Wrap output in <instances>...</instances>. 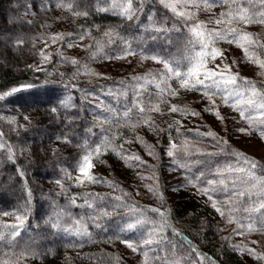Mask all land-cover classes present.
<instances>
[{
  "label": "rangeland",
  "instance_id": "obj_1",
  "mask_svg": "<svg viewBox=\"0 0 264 264\" xmlns=\"http://www.w3.org/2000/svg\"><path fill=\"white\" fill-rule=\"evenodd\" d=\"M141 1L131 0L135 13L137 10L141 13ZM150 2L154 8L160 5L171 13L174 24L166 27L168 30L181 29L190 34L187 52L180 58L169 59L171 66L179 67L181 71L187 70V58L201 51L189 28L202 24L200 31H216L227 35V39L213 38L210 48L218 49L224 56H218L214 62H208L207 68H214L217 64L223 68L226 64L230 66L227 75H238L240 79L237 81V90L244 93L239 107L244 110L245 118H241L240 113L233 109L234 99L230 98L225 104L223 94L210 92L215 101V105H212L204 96L203 86L185 89L180 87V82L175 78L166 79L164 64L152 59L164 58L151 54L139 55L127 40L116 38L114 42H104L103 38L100 39L102 42H99L96 40V33L79 31L80 25L76 15L66 11L67 6L64 3L58 0H27L22 14L28 34L18 44V55L22 64L33 71L49 68L50 74L57 76L64 83L75 79L80 96L84 99L85 93L90 92L92 101L97 105H102L101 98H112L115 94L114 88L119 90L121 97H127L129 92L122 88H129V85L123 87L116 82L127 78L129 82L132 79V103L133 107L137 106V110L131 113L133 120L129 121V115L125 116V112L131 110L126 107L120 109V106H117V109H120L122 124L134 135L131 139L124 135L119 141L117 153L120 158L117 157V162L113 164L104 157H96L89 149L84 150L73 142L58 138L57 131L49 136H46L48 132L45 130L29 133L28 129L33 125L32 118L35 116L32 110L17 106L20 102L18 100L23 98V101L34 103L44 99L51 100L49 96L52 91L23 97L18 95L8 99L10 102L6 105L0 101V129L3 132V127L6 128L10 135L14 134V131H28L24 140L16 138L9 141L14 154L17 151L21 156L30 158L38 150L41 155L47 153L68 157L67 165L59 173L60 187L71 188V192H74L73 187L82 191L110 189L114 192L111 193L114 197L111 206L115 218L112 226L107 229L116 232L118 236L115 239L107 238L104 243L107 255L114 261L122 264H200V258L189 250L171 245L161 209H157V203H161L160 201H165L174 208L177 200L185 195L194 201L197 214L200 211V220L214 224L225 245L235 251L245 264H264V138L261 137L264 132V123H261L264 120V109L260 108L264 97H251V86L245 88L242 83L246 78L256 85L259 93L264 94V67L261 66V63H264V23L245 24L234 18L238 9L246 10L253 18L260 17L264 14V0H237L231 6L217 3L210 9L204 6V0H165L166 3L175 5V12L165 7L160 0ZM93 3L97 9H107L110 13L118 14L127 6L128 0H93ZM194 4L200 6L196 7ZM180 12L193 15L191 18L182 17L177 14ZM229 12H232V17H221V13ZM217 20H222V23L217 24ZM230 29H238L241 35L251 33L249 39L253 42L249 43V39H240V36L230 34ZM108 33L109 31H102L98 35H110ZM57 36L63 38L53 42V37ZM111 36L113 35L109 37ZM233 40H238L243 47L229 42ZM245 48L248 55L245 54ZM129 50L134 54H126ZM73 59L77 63H72ZM1 61L7 63L4 59ZM110 79L116 85H109ZM157 84L160 87H157ZM96 85L98 87L94 88ZM170 90H175L176 95H171ZM65 94L69 95V91L57 92V100L62 102L61 105L74 99L71 96V99L66 98ZM249 98L255 100L254 106L243 102ZM61 105H51L52 107L43 112L42 120L45 124L52 120V130H58V122L63 118ZM173 105L187 112L170 111ZM156 106L159 111L153 110ZM77 107L74 116L78 115L82 108L78 105ZM141 107L143 112L140 111ZM210 107L214 111L205 110ZM215 110L219 111L220 118L215 115ZM111 112L114 111L111 109ZM192 112L199 115H192ZM239 129L246 131L241 132ZM210 132L214 135H208ZM173 144L175 155L169 156L168 151ZM89 153H92L91 163L94 165L90 174L94 177L105 175L113 180L107 182L103 177V180L97 178L99 182L93 183L85 179L79 171V166L82 158ZM238 153L254 161L256 167L252 168ZM135 156L140 160L133 159ZM2 157L7 159L8 156L4 153ZM107 162L111 163L108 169L105 168ZM209 181L214 183L209 184ZM149 186L155 191H149ZM202 189L207 190V194L201 191ZM70 194V199L73 200L75 195ZM213 202L216 208L212 206ZM44 210L48 211V208L44 207ZM64 213L65 211L60 214ZM44 215L42 211L41 217ZM18 217L23 218V213L0 215V233H4V230L13 234L20 233L26 216L22 225ZM62 217L64 216L54 217L52 221L56 238L59 239L61 234L69 239L85 235V219L82 221L80 218H74L62 226ZM129 224L136 226L129 229ZM249 225L257 230L249 231ZM147 239H151L152 243L143 244L142 241ZM124 241L133 243L136 251L129 248ZM44 244L40 243L41 246ZM163 256L167 263L158 261V258Z\"/></svg>",
  "mask_w": 264,
  "mask_h": 264
},
{
  "label": "trees",
  "instance_id": "obj_2",
  "mask_svg": "<svg viewBox=\"0 0 264 264\" xmlns=\"http://www.w3.org/2000/svg\"><path fill=\"white\" fill-rule=\"evenodd\" d=\"M26 1L0 0V94L21 85L30 84L33 87L5 96L0 101L6 105L10 102L8 99L18 95L23 97V95L52 91L49 97L53 100L44 99L37 103L23 101V98L18 100L20 102L16 104L17 106L28 108L34 113L35 118H32L33 125L28 129L29 133L45 130L48 132L46 136H49L57 131L58 138L73 142L84 150L89 149L92 153H95V149L100 146V152L98 155L95 153V156L104 157L114 164L117 162V157L120 158L117 153L119 141L124 135H127L128 139L134 135L122 124L123 120L120 116V109L126 107L131 110L128 112V119L132 121L131 113L137 110V106L133 107L132 103L133 80L130 79L128 82L127 78L116 82L120 86L129 85V88L121 87L129 92L127 97H121L119 90L114 88V96L106 100L101 98L102 105H97L92 101L90 92L85 93L84 99L80 96L75 79L64 83L57 76L51 75L49 68L33 71L24 66L18 55V44L28 34L22 14ZM58 1L67 6L66 11L76 15L80 25L79 31L96 33V40L99 42H102L103 38L104 42L109 40L114 42L116 38H120L131 42L132 49L139 55H157L167 61L174 57L180 58L187 52L190 34H186L181 29L168 30L167 28L174 24L171 13L160 5L154 8L151 0H142L141 13L139 14L137 10L131 20L123 15L97 9L93 0ZM157 28L167 31L157 32L155 31ZM102 31L106 33L109 31L108 34L113 36H99ZM2 59L7 63H3ZM110 84L116 85L112 83V79L109 81ZM96 87L98 85L94 86ZM61 90L67 93L69 91V95L64 96L66 98L71 96L74 99L69 100L68 104L61 105L62 102L57 100V92ZM51 105H61L62 108L63 118L58 122V130H52V120L46 124L42 120L44 110L52 107ZM77 105L82 108L79 114L74 116L78 110ZM117 106L121 108L117 109ZM111 109L114 112H111ZM0 133H2L0 144L3 145L0 147V215H13L15 212L23 213V218L26 216L25 225L20 233H8L7 230L0 233L2 237L0 262L2 264H122L107 255L104 247L107 238L115 239L118 236L116 232L107 229L112 226L115 218L111 206L114 198L111 193L114 192L110 189L82 191L75 187H73L74 192H71V188L60 187L57 183L59 173L67 165L68 157L47 153L41 155L38 150L30 158L21 156L17 151L14 154L9 141L16 138L24 140L28 131L21 133L14 131V134L10 135L3 127V132L0 129ZM4 153L7 154V159L2 157ZM10 154L12 159H9ZM111 163L107 162L105 168L108 169ZM95 177L98 180H103L104 177L107 182L113 180L105 175ZM70 193L75 195L73 200L70 199L72 195ZM160 202L157 203V209H161L160 213L163 214L162 219L166 222L168 230L166 234L172 246L189 250L200 258V264H245L235 251L225 245L214 224L200 220V211L197 214L194 201L189 196L182 195L174 208L165 201ZM44 207H47L48 211H45ZM62 209L65 211L64 214H60L64 212ZM42 211L45 218L41 217ZM105 212L110 215H104ZM60 215L64 216L60 219L62 226L70 223L74 218H80L82 221L85 219V235L69 239L61 234L62 237L58 235L59 239L56 238L52 221L54 217ZM41 242L45 244L41 246ZM158 261L167 263L164 256L158 258Z\"/></svg>",
  "mask_w": 264,
  "mask_h": 264
},
{
  "label": "snow or ice",
  "instance_id": "obj_3",
  "mask_svg": "<svg viewBox=\"0 0 264 264\" xmlns=\"http://www.w3.org/2000/svg\"><path fill=\"white\" fill-rule=\"evenodd\" d=\"M162 4L165 5V7L171 8L173 12H175V5L172 3H166L165 0H160ZM237 0H204V6L208 9L211 8L213 4H231L236 3ZM194 6L199 7V4H194ZM101 11H106L107 9H100ZM119 15L126 16L129 20L133 18V15L135 14V10L132 8V3L131 0H128L127 6L123 7V10L118 13ZM180 16H188L191 18L193 15L192 13H184L180 12L177 13ZM229 16L232 17V12L229 13H221V17L224 16ZM235 19H238L239 21H242L245 24L248 23H264V14H262L260 17L253 18L247 14V11L244 9H238L236 16L234 17ZM217 24L222 23V20H217ZM203 25L202 24H197L192 28H189V31L193 33V36L196 38L195 43L200 45L201 51L195 53L194 55L190 56L187 58V70L186 71H181L179 67H172L170 62L164 59H158L157 57H152V59L157 60V62L164 64V69H165V78L166 79H172L175 78L180 82V87L185 88V89H195L197 85L203 86V92L204 96L211 102L212 105H215V101L212 99V93H221L223 102L225 104L228 103L229 99H234L235 103L232 104V107L234 110L238 111L240 113L241 118H245L244 115V110L239 107V104L242 102V97L244 96L243 92L238 91L237 89L239 88V84L237 81L240 79L238 75H227L226 72H230V66L229 65H223V68H221V65L217 64L215 65L214 68H207V63L208 62H214L217 57H223L224 53L219 51L218 49L215 48H210V44L213 41V38L215 39H227L226 34H222L221 32H205V31H200L199 29H202ZM155 31L160 32V31H167L166 29H160L157 28ZM229 33L234 35V36H240V39H249L251 37V33H244L243 35L240 34L238 29H230ZM62 36H57L53 37V42L56 41V39H62ZM83 39V37H81ZM230 43H237L238 46L243 47L242 44L239 43L238 40H233L229 41ZM249 39V43H252ZM69 47H72V45H69ZM126 54H134L130 50ZM245 54L248 55L247 49L245 48ZM118 58H123V57H118ZM223 62V61H222ZM72 63H77L76 60H72ZM235 63V61H233ZM261 66L264 67V63H261ZM202 77V78H201ZM190 81H192L190 83ZM242 83L244 84L245 88H248L250 85V96L255 97V96H262L264 97V94L259 93L256 90V85L252 82L247 80L246 78L242 80ZM33 87V85H21L19 87H13L9 92H4L0 94V99H3L5 96H10L12 94H15L17 92L27 90L29 88ZM157 87H160L159 84H157ZM164 91V89H162ZM171 95H176L175 90H170ZM247 105H255V100L252 98L247 99L246 101H243ZM260 108L264 109V103L260 104ZM154 111H159V107L156 106L153 108ZM206 111H214L212 107L205 109ZM55 111V109H53ZM140 111L143 112L144 109L143 107L140 108ZM170 111H182V112H187L185 109H180L176 105H173L170 109ZM192 115H199V113L192 112ZM128 113L125 112V116H127ZM215 115L219 117V111L215 110ZM264 115V113H262ZM27 119V118H26ZM147 123V121H145ZM249 123H251V120L249 119ZM261 123H264V120L261 121ZM151 126V125H149ZM241 132H245V129H239ZM2 135V133H0ZM208 135H214L213 133H208ZM261 137L264 138V132L261 133ZM0 147H3L2 144H0ZM175 148V145H171L168 155L169 156H174L175 153L172 149ZM100 152V146H98L95 149V153L98 155ZM150 155L152 154L151 152L149 153ZM239 156H241L242 159H244L246 162H248L252 168L256 167V163L254 161L249 160L248 157L244 156L242 153H238ZM91 156L92 153H89L88 155H85L82 158V162L79 166V171L83 174L85 179L89 182H99L96 177L90 174V169L94 167V165L91 163ZM9 159H12V155H9ZM133 159L139 161L140 158L138 156L133 157ZM140 163H144L143 161H140ZM239 171H244L243 169H239ZM251 174V173H250ZM22 175V173H21ZM143 178V177H142ZM79 182L83 183L82 180H79ZM59 183V181H57ZM214 183L213 181H209V184ZM223 183V181H221ZM149 191H155L151 186H149ZM201 191H204L205 194H207V190L202 189ZM119 199V198H117ZM211 199V196L209 197ZM91 206V205H89ZM212 206L216 208L215 202H213ZM264 207V205H262ZM153 211H158L156 209H153ZM219 211V209H217ZM223 214V213H221ZM104 215H110V213L105 212ZM163 215V214H162ZM20 219L21 225L23 224V218L18 217ZM231 222V220L229 221ZM137 223H144V221H137ZM55 227V225H53ZM136 225L134 224H129L128 228L132 229ZM249 231H256L257 229L253 228L252 225L248 226ZM151 235V234H150ZM2 238V237H0ZM125 244L129 248H131L133 251H136V246L129 242V241H124ZM143 244L148 245L152 243L151 239H147L142 241Z\"/></svg>",
  "mask_w": 264,
  "mask_h": 264
}]
</instances>
